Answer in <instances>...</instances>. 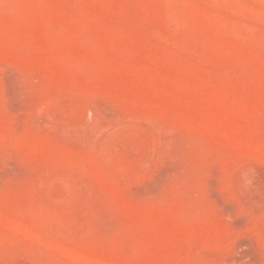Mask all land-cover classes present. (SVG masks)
Returning <instances> with one entry per match:
<instances>
[{
  "label": "rangeland",
  "instance_id": "rangeland-1",
  "mask_svg": "<svg viewBox=\"0 0 264 264\" xmlns=\"http://www.w3.org/2000/svg\"><path fill=\"white\" fill-rule=\"evenodd\" d=\"M0 264H264V0H0Z\"/></svg>",
  "mask_w": 264,
  "mask_h": 264
}]
</instances>
